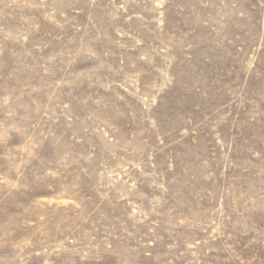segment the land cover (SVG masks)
I'll use <instances>...</instances> for the list:
<instances>
[{"label": "rangeland", "instance_id": "374dc122", "mask_svg": "<svg viewBox=\"0 0 264 264\" xmlns=\"http://www.w3.org/2000/svg\"><path fill=\"white\" fill-rule=\"evenodd\" d=\"M0 264H264V0H0Z\"/></svg>", "mask_w": 264, "mask_h": 264}]
</instances>
